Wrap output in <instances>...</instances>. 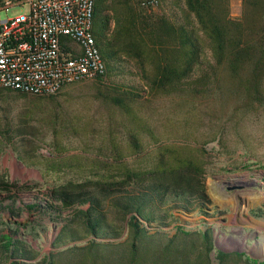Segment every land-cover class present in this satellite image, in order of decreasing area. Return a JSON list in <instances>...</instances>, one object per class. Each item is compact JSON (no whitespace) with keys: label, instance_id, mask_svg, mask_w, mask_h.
<instances>
[{"label":"rangeland","instance_id":"1","mask_svg":"<svg viewBox=\"0 0 264 264\" xmlns=\"http://www.w3.org/2000/svg\"><path fill=\"white\" fill-rule=\"evenodd\" d=\"M144 1L104 0L109 34L124 25L133 48L102 76L0 94V245L8 234L23 249L2 264H264V63L230 72L185 0ZM226 2L248 36L264 24V3ZM162 20L200 39L172 83L160 69L183 52ZM60 190L91 198L64 207Z\"/></svg>","mask_w":264,"mask_h":264},{"label":"built area","instance_id":"2","mask_svg":"<svg viewBox=\"0 0 264 264\" xmlns=\"http://www.w3.org/2000/svg\"><path fill=\"white\" fill-rule=\"evenodd\" d=\"M19 6L27 10L0 18V90L51 95L105 73L95 0H0V11Z\"/></svg>","mask_w":264,"mask_h":264},{"label":"trees","instance_id":"3","mask_svg":"<svg viewBox=\"0 0 264 264\" xmlns=\"http://www.w3.org/2000/svg\"><path fill=\"white\" fill-rule=\"evenodd\" d=\"M215 1L185 0V4L187 10L194 15L199 30L206 35L210 48L214 52L218 63L225 62L228 70L236 74L242 65L252 62L253 67L250 75H260L264 63V24L258 27L252 36H248L244 30L242 20H234L228 16L226 0L222 1V6H217ZM260 3L263 4V0H244V5H249L252 8L261 7ZM104 10V0H95L93 33L104 61L110 63L120 51H128L124 47L132 49L133 45L125 44L126 41L123 36H125L128 29L124 25H121L119 29H115V31L109 34L110 17L104 14ZM131 18L132 29H136V21L140 22L144 28L148 27V16L134 13ZM158 26H164V29L168 30L174 38L178 39V48L183 52V61L180 66H175L167 61L160 69V75H162L163 81L172 83V79L178 78L173 75H187L199 63L201 52L200 39L196 30L188 28L187 25L175 26L167 20H162L159 21ZM149 27L154 28L153 25ZM260 85L261 80L259 79L255 86L257 90L260 89ZM5 91L29 94L11 89H1L0 94H3ZM19 158L22 159L20 154ZM180 176L181 174L177 176L176 181H185ZM185 193V191H178L176 194L184 195ZM54 197L64 207L73 206L76 203L83 204L91 198L87 192L73 193L62 190L57 191ZM133 223L137 225L136 222ZM203 235L208 240L207 233L203 232ZM1 239L4 243L0 245V264H2L5 254L8 258H12L16 254L22 253L23 249L17 245L18 241L10 235L4 234ZM10 264L20 263L18 261H11Z\"/></svg>","mask_w":264,"mask_h":264},{"label":"bare ground","instance_id":"4","mask_svg":"<svg viewBox=\"0 0 264 264\" xmlns=\"http://www.w3.org/2000/svg\"><path fill=\"white\" fill-rule=\"evenodd\" d=\"M250 195H253V194H250Z\"/></svg>","mask_w":264,"mask_h":264}]
</instances>
